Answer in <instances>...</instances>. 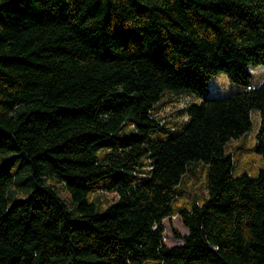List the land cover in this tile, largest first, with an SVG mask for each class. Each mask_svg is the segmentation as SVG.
Returning <instances> with one entry per match:
<instances>
[{"label":"trees","instance_id":"1","mask_svg":"<svg viewBox=\"0 0 264 264\" xmlns=\"http://www.w3.org/2000/svg\"><path fill=\"white\" fill-rule=\"evenodd\" d=\"M0 264H264V0H0Z\"/></svg>","mask_w":264,"mask_h":264},{"label":"rangeland","instance_id":"2","mask_svg":"<svg viewBox=\"0 0 264 264\" xmlns=\"http://www.w3.org/2000/svg\"><path fill=\"white\" fill-rule=\"evenodd\" d=\"M252 81L257 82L263 79V70H260V68H254L255 70H252ZM211 87H214L210 90L209 94L215 95V96H226L233 92L234 86L232 83L223 75L220 74L218 77H216L214 80L210 82ZM165 228V241L168 246H173L176 244H179L180 241L174 238L173 230L176 229L179 233L185 234L187 233V229L182 223L180 217H174L171 220H165L164 223Z\"/></svg>","mask_w":264,"mask_h":264}]
</instances>
